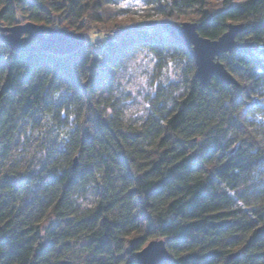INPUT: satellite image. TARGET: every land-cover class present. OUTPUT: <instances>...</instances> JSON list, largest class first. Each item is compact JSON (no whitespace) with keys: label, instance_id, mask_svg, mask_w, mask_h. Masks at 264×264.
<instances>
[{"label":"trees","instance_id":"16d2710c","mask_svg":"<svg viewBox=\"0 0 264 264\" xmlns=\"http://www.w3.org/2000/svg\"><path fill=\"white\" fill-rule=\"evenodd\" d=\"M145 1L168 19L195 12L211 40L243 24L237 41L252 47L221 58L240 86L204 88L160 24L118 26L102 49L66 56L0 42V264H138L152 241L169 264H264V0ZM111 4L0 0V24L80 31L119 17ZM140 47L160 60L175 50L190 77L171 94L158 85L126 128L100 100Z\"/></svg>","mask_w":264,"mask_h":264},{"label":"rangeland","instance_id":"374dc122","mask_svg":"<svg viewBox=\"0 0 264 264\" xmlns=\"http://www.w3.org/2000/svg\"><path fill=\"white\" fill-rule=\"evenodd\" d=\"M236 1L239 0H212L211 2L214 5L226 7L227 3ZM111 7H116L122 14L119 17L112 16V20L105 24H87L80 31L71 30L84 34L86 43L91 44L94 51L102 49L106 40L115 36L118 26L131 27L139 24L145 29H152L167 21L179 24L195 23L198 16L195 12L189 11L184 17L174 16L168 19L152 9L153 7L145 0H112ZM19 20L21 24H26V19L22 15ZM186 69L185 60L178 56L175 50L168 51L160 60L148 49L140 47L131 52L124 66L110 77V93H103L100 103H109L114 106L126 128H137L150 112L148 103L155 96L156 87L158 85L167 87L166 90L170 94L176 89V85L183 87L190 77ZM95 201L96 196L92 191L87 195L84 206L91 207Z\"/></svg>","mask_w":264,"mask_h":264},{"label":"water","instance_id":"95a60500","mask_svg":"<svg viewBox=\"0 0 264 264\" xmlns=\"http://www.w3.org/2000/svg\"><path fill=\"white\" fill-rule=\"evenodd\" d=\"M172 39L186 47L196 66V78L204 88L212 79L225 86H240L239 82L221 62L225 54H238L252 45L241 44L237 37L244 32L243 24L231 23L227 31L217 40L200 35L196 23L163 22L160 24ZM33 41L36 44H32ZM0 42L13 51L45 52L56 56L73 54L86 45V37L66 29H55L38 26L32 22L12 27L0 24ZM77 159H75V166ZM172 256L164 241H152L137 254L138 264H169Z\"/></svg>","mask_w":264,"mask_h":264},{"label":"snow or ice","instance_id":"6c2138e0","mask_svg":"<svg viewBox=\"0 0 264 264\" xmlns=\"http://www.w3.org/2000/svg\"><path fill=\"white\" fill-rule=\"evenodd\" d=\"M125 7H127V5H125Z\"/></svg>","mask_w":264,"mask_h":264}]
</instances>
